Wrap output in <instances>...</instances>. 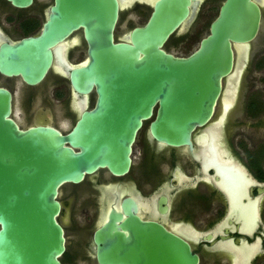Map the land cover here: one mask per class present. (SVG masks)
Returning <instances> with one entry per match:
<instances>
[{"label":"water","instance_id":"1","mask_svg":"<svg viewBox=\"0 0 264 264\" xmlns=\"http://www.w3.org/2000/svg\"><path fill=\"white\" fill-rule=\"evenodd\" d=\"M10 1L18 7L33 2ZM189 4L160 0L147 25L136 28L127 43L114 37L118 0H55L40 36L1 46L0 71L35 84L52 64L51 47L82 27L90 59L72 79L79 91L95 87L99 97L64 134L51 125L21 127L12 118V93L0 87V264H64L61 187L80 183L101 167L126 173L143 119L154 115L157 104L153 138L193 148L194 129L213 116L223 79L234 69V45L249 46L260 32L262 8L255 0H226L200 47L176 57L162 46L187 17ZM133 206L125 200L128 216L112 210L96 231L102 264H198L188 242L143 222ZM121 229L133 231V243Z\"/></svg>","mask_w":264,"mask_h":264},{"label":"flooded vegetation","instance_id":"2","mask_svg":"<svg viewBox=\"0 0 264 264\" xmlns=\"http://www.w3.org/2000/svg\"><path fill=\"white\" fill-rule=\"evenodd\" d=\"M159 1L118 0L115 40L131 43L133 31L147 25ZM225 1L190 0L187 17L162 49L176 57L195 52ZM255 1L262 8V27L264 0ZM54 3L33 0L29 6L18 7L0 0V48L40 36ZM256 40L249 46L234 45V69L223 79L213 116L194 129L193 148L153 138L150 123L157 104L154 115L143 119L126 173L114 174L101 167L80 183L61 187L58 221L66 237L64 264H102L96 231L112 210L128 216L125 200L134 205V215L143 222L159 224L188 242L198 264H264V96L252 90L243 96L246 67L251 56L261 52ZM51 51L52 64L39 82L30 84L21 74L0 71V87L12 93V118L21 127L51 125L69 134L84 113L95 108L99 97L95 87L79 91L72 79L73 72L90 59L84 29L75 30ZM120 231L133 243V231ZM144 263L148 264H130Z\"/></svg>","mask_w":264,"mask_h":264},{"label":"rangeland","instance_id":"3","mask_svg":"<svg viewBox=\"0 0 264 264\" xmlns=\"http://www.w3.org/2000/svg\"><path fill=\"white\" fill-rule=\"evenodd\" d=\"M256 39V43L261 47V52L258 56L252 55L251 64H248L246 67L245 75H243V96L245 93H249L248 91L250 90H252V92H260V94L264 96V22Z\"/></svg>","mask_w":264,"mask_h":264},{"label":"bare ground","instance_id":"4","mask_svg":"<svg viewBox=\"0 0 264 264\" xmlns=\"http://www.w3.org/2000/svg\"><path fill=\"white\" fill-rule=\"evenodd\" d=\"M228 98H230V97H228Z\"/></svg>","mask_w":264,"mask_h":264}]
</instances>
